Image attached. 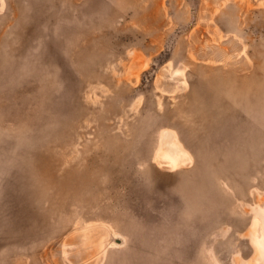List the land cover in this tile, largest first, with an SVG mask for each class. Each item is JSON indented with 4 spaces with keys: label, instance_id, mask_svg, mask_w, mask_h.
Returning a JSON list of instances; mask_svg holds the SVG:
<instances>
[{
    "label": "rangeland",
    "instance_id": "obj_1",
    "mask_svg": "<svg viewBox=\"0 0 264 264\" xmlns=\"http://www.w3.org/2000/svg\"><path fill=\"white\" fill-rule=\"evenodd\" d=\"M0 264H264V0H0Z\"/></svg>",
    "mask_w": 264,
    "mask_h": 264
},
{
    "label": "bare ground",
    "instance_id": "obj_2",
    "mask_svg": "<svg viewBox=\"0 0 264 264\" xmlns=\"http://www.w3.org/2000/svg\"><path fill=\"white\" fill-rule=\"evenodd\" d=\"M177 73H178V71H177ZM51 97H52V96H51ZM49 101H50V100H48V102H49ZM52 101H53V100H52ZM51 103H53V102H51ZM49 104H50V102L48 103V105H49ZM53 104H54V103H53ZM50 106H51V105H50ZM52 106H53V105H52ZM56 106H58V105H54V107H56ZM54 107L52 108L53 110H55V111H58V110H59V108H57L58 110H56V108L54 109ZM60 108H61V106H60ZM160 141H161V144H160V146H159V152H158V154L160 153V154L163 155V156H167V157H169V158H175V159H177V158H180V159H181L182 157H184V150L182 149L180 143H178V142L175 140V136H174V132H173V131H171V130H163V131L160 133ZM27 145H28V144H27ZM24 151H25V150H24ZM26 151H27V150H26ZM26 151L24 152L25 157H26ZM28 153L30 154L29 151H28ZM22 154H23V153H22ZM29 154H28V155H29ZM160 154H159V155H160ZM28 155H27V156H28ZM115 155H116V153H115ZM22 156H23V155H22ZM32 156H33V155H32ZM32 156L30 157V159H34V158H32ZM116 157H117V156H116ZM23 158H24V156H23ZM28 158H29V157H28ZM112 158H113V157H112ZM35 159H36V158H35ZM117 159H118V158H117ZM24 160H25V158H24ZM24 160H22V163H23ZM114 160H116V158H115ZM87 161H88V160H87ZM91 161H92V163H93L94 160L91 159ZM91 161H90V162H91ZM25 162H28V161L26 160ZM20 163H21V162H20ZM29 163H30V162H29ZM88 163H89V161H88ZM88 163L86 162V164H88ZM92 163H90V164L93 165ZM117 163H118V162H117ZM24 164H25V163H24ZM94 164H95V163H94ZM99 164H101V163H99ZM102 164H103V162H102ZM20 165H21V164H20ZM27 165H29V164H27ZM91 165H90L89 167H91ZM96 165L98 166V163H97ZM103 165H104V164H103ZM23 166H24V165H23ZM23 166H22V167H23ZM25 166H26V164H25ZM34 166H35V165H34ZM37 166H38V165H37ZM94 166H95V165H94ZM101 166H102V165H101ZM101 166H100V167H101ZM104 166H106V164H105ZM87 167H88V166H87ZM107 167H109V166H107ZM20 168H21V167H20ZM28 168H29V167H28ZM98 168H99V167H98ZM101 168H102V167H101ZM24 169H25V168H24ZM86 169H87V168H86ZM107 169H108V168H107ZM30 170H31V169H30ZM75 170H76V169H75ZM94 170L96 171V170H101V169H100V168H99V169H95V167H94ZM102 170H103V172H104L105 169L102 168ZM102 170H101V172H102ZM81 171H82V170H81ZM83 171H85V170H83ZM88 171H89V170H87V172H88ZM90 171H91V170H90ZM92 171H93V169H92ZM92 171H91V172H92ZM105 171H109V170H105ZM75 172H76V171H75ZM96 172H97V171H96ZM96 172H94V173H96ZM103 172H102V173H103ZM65 173H66V172H65ZM89 173H90V172H89ZM89 173H88V174H89ZM94 173H92V174H94ZM97 173H100V171L97 172ZM97 173H96V174H97ZM102 173H101V174H102ZM29 174L31 175L30 172H29ZM104 174H105V172H104ZM13 175H14V174H13ZM32 175H34V174H32ZM77 175H78V173H77ZM26 176H29V175L26 174ZM83 176H84V175H83ZM93 176H94V175H92V176L90 175V177H93ZM13 177H14V176H13ZM43 177H44V176H43ZM94 177H95V176H94ZM94 177H93L92 179H94ZM97 177H98V175H96V178H97ZM61 178H62V177H61ZM12 179H13V178H12ZM21 179H22V178H21ZM21 179H20V180H21ZM27 179H28V178H27ZM31 179H33V178H31ZM41 179H42V178H41ZM71 180H72V179H71ZM75 180H76V179H75ZM78 180H79V179H78ZM83 180H87V179H84V178H83ZM95 180H96V179H95ZM34 181H35V179H34ZM42 181H43V180H42ZM80 181H81V180H80ZM27 182H29V181H27ZM68 182H69V180H68ZM88 182H89V181H88ZM90 182H91V181H90ZM94 182H95V181H94ZM11 183H12V182H11ZM16 183H17V182H16ZM18 183H19V182H18ZM18 183H17V184H18ZM20 183H21V182H20ZM34 183H35V182H34ZM40 183H41V182H40ZM49 183H50V181H49ZM62 183H63V182H62ZM78 183H79V182H78ZM85 183H86V182H85ZM85 183H84V185H85ZM14 184H15V183H14ZM22 184H24V182H23ZM35 184H36V183H35ZM45 184H46V183H45ZM92 184H95V183H92V182H91V184H90V183H89V184L87 183L86 185L89 186V185H92ZM97 184H98V182H97ZM15 185H16V184H15ZM20 185H21V184H20ZM24 185H26V184H24ZM40 185H41V186L44 185V182H43V184L41 183ZM53 185H55V183H54ZM82 185H83V184H82ZM38 186H39V185H38ZM45 186H46V188L48 187L47 185H45ZM75 186H76V185H75ZM98 186H99V185H98ZM13 187H14V186H13ZM20 187H21V186H20ZM39 187H40V186H39ZM52 187H53V186H52ZM63 187H64V186H63ZM71 187H72V186H70V188H71ZM24 188H25V186H24ZM24 188H23V189H24ZM48 188H49V187H48ZM48 188H47V189H48ZM54 188H55V187H54ZM93 188H95V187H93ZM19 189H20V188H19ZM39 189H40V188H39ZM43 189H45V187H43ZM47 189H46V192H47ZM49 189H50V188H49ZM51 189H52V188H51ZM75 189H76V188H75ZM75 189H74V190H75ZM77 189H78V188H77ZM81 189H82V188H81ZM83 189L85 190V188H83ZM83 189H82V190H83ZM88 189H89V188H88ZM13 190H14V189H13ZM52 190H53V189H52ZM66 190H67V189H66ZM74 190H73V192H75V193L72 194V197H73L74 194H75V196L78 195V198H79L81 195H82V196L85 195V193H84V194H81V193H78V192H77L78 194H76V191H74ZM82 190L80 191V189H79L78 191L82 192ZM94 190H95V189H94ZM24 191H25V190H24ZM38 191H39V190H38ZM40 191L42 192V191H44V190H40ZM68 191L70 192V190H68ZM86 191H87V190H86ZM92 191H93V190H92ZM92 191H91V192H92ZM16 192H17V191H16ZM46 192L44 191L43 193H45L46 196H47L48 193H46ZM69 192H67V193H69ZM83 192H84V191H83ZM95 192H97V190H96ZM38 193H39V192H38ZM51 193H53V192H51ZM51 193H49L50 196H51ZM57 193H58V192H57ZM88 193H89V190H88ZM29 194H30V193H29ZM40 194H41V193H40ZM45 194H44V195H45ZM49 194H48V195H49ZM58 194H59V193H58ZM79 194H81V195L79 196ZM90 194H92V193H90ZM90 194H89V195H90ZM20 195H21V194H20ZM41 195H42V194H41ZM52 195H53V194H52ZM89 195H88V196H89ZM92 195H93V194H92ZM50 196H49V197H50ZM58 196H59V195H58ZM20 197H21V196H20ZM23 197H24V196H23ZM39 197H40V196H39ZM43 197H44V196H43ZM49 197H48V200H49ZM60 197H61V196H60ZM85 197L87 198V196H85ZM26 198H27V196H26ZM26 198H25V199H26ZM30 198H32V197H30ZM30 198H29V199H30ZM41 198H42V197H40V199H41ZM44 198L46 199V197H44ZM44 198H42V199L44 200ZM52 198H53V197H52ZM81 198H82V197H80V199H81ZM88 198H91V196L88 197ZM33 199H34V198H33ZM36 199H37V198H36ZM40 199H39V200H40ZM53 199L56 200L55 197H54ZM73 199H74V198H73ZM82 199H83V198H82ZM51 200H52V199H51ZM51 200H50V201H51ZM34 201H36V200H34ZM34 201H32V202H33V203H36V202H34ZM82 201H83V200H82ZM38 202H40V201H38ZM38 202H37V203H38ZM44 202H45V201H44ZM52 202H53V201H52ZM75 202H76V200H75ZM77 202H78V200H77ZM77 202H76V203H77ZM26 203H27V202H26ZM37 203H36V204H37ZM48 203H50V202H48ZM54 203H55V202H54ZM72 203H73V202H72ZM28 204H29V201H28ZM36 204H35V206L38 207V206H41L43 203H42L41 205H39L40 203L37 204L38 206H37ZM70 204H71V203H70ZM74 204H75V203H74ZM77 204H78V203H77ZM29 206H30V205H29ZM31 206H32V205H31ZM42 206H43V205H42ZM42 206H41V207H42ZM46 206H47V204H46ZM48 206H50V205H48ZM53 206H54V205H53ZM53 206H52V207H53ZM33 207H34V204H33ZM33 207H32V208H33ZM43 207H44V206H43ZM52 207H51V209H52ZM58 207H59V206H58ZM34 208H35V207H34ZM38 208H40V207H38ZM48 208H49V207H48ZM56 208H57V207H56ZM56 208H55V209H56ZM51 209H50V210H51ZM53 209H54V208H53ZM68 209H70V208H68ZM35 210H36V208H35ZM45 210H46V209H45ZM50 210H49V212H51ZM75 210H76V209H75ZM41 211H42V210H41ZM46 211H47V210H46ZM53 211H54V210H53ZM39 212H40V211H39ZM57 212H58V210H57ZM57 212H56V214H57ZM59 212H60V211H59ZM59 212H58V213H59ZM66 212H68V211H66ZM1 213H2V211H1ZM40 213H41V212H40ZM54 213H55V212H54ZM38 214H39V213H38ZM41 214H42V213H41ZM51 214H52V213H51ZM63 214H64V213H63ZM66 214H67V213H66ZM49 215H50V214H49ZM53 215H55V214H53ZM69 215H71V213H70ZM41 216H42V215H41ZM41 216H40V214H39V217H41ZM46 216H48V215L46 214ZM51 216H52V215H51ZM49 217H50V216H49ZM43 218H45V217H43ZM47 218H48V217H47ZM64 219H65V218H64ZM46 220H47V219H46ZM43 221H44V219H43ZM13 223H14V222H13Z\"/></svg>",
    "mask_w": 264,
    "mask_h": 264
}]
</instances>
